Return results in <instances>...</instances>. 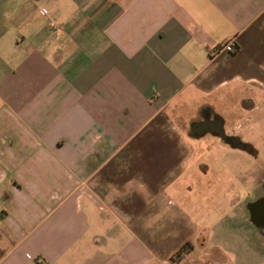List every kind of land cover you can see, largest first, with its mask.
I'll list each match as a JSON object with an SVG mask.
<instances>
[{
  "label": "crops",
  "instance_id": "crops-1",
  "mask_svg": "<svg viewBox=\"0 0 264 264\" xmlns=\"http://www.w3.org/2000/svg\"><path fill=\"white\" fill-rule=\"evenodd\" d=\"M205 114L264 129V0H0V264H264Z\"/></svg>",
  "mask_w": 264,
  "mask_h": 264
},
{
  "label": "rangeland",
  "instance_id": "rangeland-1",
  "mask_svg": "<svg viewBox=\"0 0 264 264\" xmlns=\"http://www.w3.org/2000/svg\"><path fill=\"white\" fill-rule=\"evenodd\" d=\"M179 122L182 124V121ZM237 125H238V119H234V121H231V123L226 127V131L228 132V134L232 136H236L240 140L253 142L254 146H256L254 148L256 150V154L254 158L252 159L247 158L248 154H245L243 151H240L238 149L234 150L230 148L229 149L215 148L212 153H207L205 149L202 150L206 154L205 156H209V158H212L213 156L216 158H224L225 160L226 159L236 160L237 162H242L245 165L247 164L246 165L247 167L251 168L252 170H255L264 164V129H258L255 126H252V128L246 130L244 129V126L241 127L240 125V127H238ZM187 127L188 125L185 126L186 132H187ZM207 140L211 141V138H208ZM238 167L241 168L240 165ZM197 174L195 173V175Z\"/></svg>",
  "mask_w": 264,
  "mask_h": 264
},
{
  "label": "flooded vegetation",
  "instance_id": "flooded-vegetation-1",
  "mask_svg": "<svg viewBox=\"0 0 264 264\" xmlns=\"http://www.w3.org/2000/svg\"><path fill=\"white\" fill-rule=\"evenodd\" d=\"M187 133L190 137L201 138L207 135H214L215 137H220L225 143H228L232 146H238L239 148L248 149L252 152L247 146L242 145L238 138L236 137H225L223 129L221 127V122L218 116L205 114L201 116L196 121L190 123L187 127Z\"/></svg>",
  "mask_w": 264,
  "mask_h": 264
},
{
  "label": "water",
  "instance_id": "water-1",
  "mask_svg": "<svg viewBox=\"0 0 264 264\" xmlns=\"http://www.w3.org/2000/svg\"><path fill=\"white\" fill-rule=\"evenodd\" d=\"M254 208L256 210L253 212V218L257 220L264 219V199L254 203Z\"/></svg>",
  "mask_w": 264,
  "mask_h": 264
},
{
  "label": "built area",
  "instance_id": "built-area-1",
  "mask_svg": "<svg viewBox=\"0 0 264 264\" xmlns=\"http://www.w3.org/2000/svg\"><path fill=\"white\" fill-rule=\"evenodd\" d=\"M237 47L233 40H230L222 45L221 51L226 52L228 54L234 53L236 51Z\"/></svg>",
  "mask_w": 264,
  "mask_h": 264
},
{
  "label": "trees",
  "instance_id": "trees-1",
  "mask_svg": "<svg viewBox=\"0 0 264 264\" xmlns=\"http://www.w3.org/2000/svg\"><path fill=\"white\" fill-rule=\"evenodd\" d=\"M177 254L180 255L181 254V250Z\"/></svg>",
  "mask_w": 264,
  "mask_h": 264
}]
</instances>
